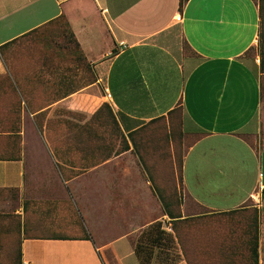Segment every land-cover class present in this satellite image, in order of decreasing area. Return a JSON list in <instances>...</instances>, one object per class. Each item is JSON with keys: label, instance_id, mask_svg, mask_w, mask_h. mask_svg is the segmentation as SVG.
I'll list each match as a JSON object with an SVG mask.
<instances>
[{"label": "crops", "instance_id": "0c3cea01", "mask_svg": "<svg viewBox=\"0 0 264 264\" xmlns=\"http://www.w3.org/2000/svg\"><path fill=\"white\" fill-rule=\"evenodd\" d=\"M180 5L0 0V262L142 264L145 235L151 264H253L256 238L264 264L259 5ZM59 21L87 62L40 45ZM179 105L192 142L175 218L153 129Z\"/></svg>", "mask_w": 264, "mask_h": 264}, {"label": "rangeland", "instance_id": "374dc122", "mask_svg": "<svg viewBox=\"0 0 264 264\" xmlns=\"http://www.w3.org/2000/svg\"><path fill=\"white\" fill-rule=\"evenodd\" d=\"M59 23L61 22L59 21L58 23H53V25L57 24L58 27H60L58 33L54 34V36H52L50 40L46 39L45 42H41L40 45L44 46V43H51L53 45H56L57 47L61 46L62 48H66L72 55H76L78 60L77 62H79V64H81V62L83 61H86L84 57L80 56L81 48L77 47L74 44V41L71 40L70 35L68 34L69 32H67V26L64 24V22L61 23L62 26ZM261 29H262L261 31L264 34V20L262 21ZM154 124H156V127L153 130H155L158 134H160L159 138L162 144V152L160 153V157L163 160L162 175L164 178L165 187L166 185H171L173 183L174 185L173 190H177V194H178L177 196L178 199L180 198V202L182 205L184 198L182 192L181 191L179 192V188H178V181H180V183L182 181L180 174V165L183 156L185 154L186 148L192 142V140L185 139L184 134L180 135L177 129H176L177 134L180 136H177L174 139L171 137L172 140H170V135L166 131V130H170L168 128L169 121L167 119L164 121H157ZM256 139L262 142L263 136H258ZM148 171L151 175V169L149 166H148ZM14 259L15 260L13 262H0V264H21V262H18L19 255L17 252L14 253Z\"/></svg>", "mask_w": 264, "mask_h": 264}, {"label": "trees", "instance_id": "16d2710c", "mask_svg": "<svg viewBox=\"0 0 264 264\" xmlns=\"http://www.w3.org/2000/svg\"><path fill=\"white\" fill-rule=\"evenodd\" d=\"M187 1L188 0H180L181 8ZM256 2L259 5L261 24H262V21L264 20V0H256ZM66 26H67V32H69L68 34L70 35L71 40L74 41V44L80 48V44L76 38V35L73 32V30H72V28L68 22L66 23ZM261 35L264 38V34L262 31H261ZM178 112H180V113H178ZM166 119L169 121V124H168L169 127L168 128L170 130H166V131L170 135V140H172L171 137L174 139L177 136L183 135V126H182V124H183V107L181 105L174 108L169 113L168 117L159 118L155 122L164 121ZM176 129L180 135L177 134ZM183 158H184V156H183ZM182 170H183V159H182L181 165H180L181 178H182ZM173 188H174V186L171 187L170 185H166V187H164L163 190L159 189V192L162 196V199H163V202L165 205V211L169 214V216L172 217V215H175V218H179L182 216V205L180 202V198L178 199L177 190H173ZM161 229H162V223H157V224L153 225L152 229L150 228L149 231H147V232H150V230H152V232L157 231L158 233L162 234L163 238H166L165 240L167 242H170V237H164V234H166V231L161 230ZM150 244H153V242H151L149 239L145 238V235H142L136 244L135 250H136V253L139 256V258L141 259L142 264H151L150 257H151V252H152L151 249L152 248H151ZM161 246H162V242H161ZM165 246L168 247V245H164V247ZM253 254H254V261H255V262H253V264H259V262H258V241H257V238H256V241L254 243Z\"/></svg>", "mask_w": 264, "mask_h": 264}]
</instances>
